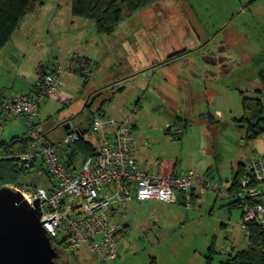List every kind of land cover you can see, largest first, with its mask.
Segmentation results:
<instances>
[{"label":"rangeland","instance_id":"obj_1","mask_svg":"<svg viewBox=\"0 0 264 264\" xmlns=\"http://www.w3.org/2000/svg\"><path fill=\"white\" fill-rule=\"evenodd\" d=\"M58 2L61 8L55 12L51 6ZM164 2L168 0L155 3ZM169 2V8L153 3L157 10L149 5L135 11L107 35L97 33L91 19L76 17L71 21L66 0H51L44 8L40 35L22 40L25 54L0 51V91L10 94L21 82L25 87L37 84L41 64L48 68L55 61V65L63 64L75 50L87 54L98 67L86 79L73 73L64 75L59 93L67 97L55 93L40 100L35 115L39 131L58 143L62 136L54 140L64 133L66 123L73 129L85 124L88 112L80 111L89 100L91 111L132 118L143 168L160 163L177 171L208 174L211 184L226 190L236 161L264 153V136L246 142L243 129L235 121L243 114L242 92L253 95L257 88L262 89L264 104V88L258 77V70L264 67V0ZM147 18L159 20L165 32L173 24L162 21L178 20L179 30L173 34L157 32L164 35L170 49L165 55L154 51L149 56L144 49L135 53L134 45L127 54L125 42L132 43L134 30H144L143 20ZM145 35L147 42L155 39ZM181 50L186 52L171 63L159 64L170 53ZM147 64L159 69L149 74L146 69L153 67ZM159 75L170 77V82L162 81ZM119 87L122 89L117 90ZM27 130L25 116L8 118L0 113L1 139ZM85 135L98 146L96 131L90 129ZM143 138L149 139V145L141 143ZM32 174L31 169L28 175ZM22 180L29 183L27 178ZM31 181L44 187L50 183L45 174L35 175ZM260 187L264 190V183ZM180 201V197L175 204L131 201L120 208L113 220L127 224L128 229L117 240L116 258L103 264H223L229 253L247 247L240 209L228 207L225 196L204 191L191 200L190 207ZM60 251V264H101L83 247L75 253Z\"/></svg>","mask_w":264,"mask_h":264},{"label":"built area","instance_id":"obj_2","mask_svg":"<svg viewBox=\"0 0 264 264\" xmlns=\"http://www.w3.org/2000/svg\"><path fill=\"white\" fill-rule=\"evenodd\" d=\"M93 67L92 59L72 53L63 64L54 65L52 72L44 74L38 81L37 92L4 97L2 113L9 117L23 114L28 124L29 144L25 151L17 154L18 157L12 156L17 166L30 168L34 163L38 175L44 170L52 180L49 189L37 185L7 186L18 190L29 205H32V199L39 197L40 221L54 217L42 223L51 240L66 241L73 252L84 247L95 258L114 260L117 240L123 236L126 227L113 219L129 202L157 200L175 204L177 195L181 194L185 207H190L192 192L199 196L208 191L226 197L230 193L211 184L208 174L177 171L160 163L154 164L153 169L141 167L136 159L137 141L129 117L118 119L95 114L91 129L100 137L96 154L66 165L60 151L68 152L66 147L81 137L80 130L71 128L60 142L52 145L33 125L38 102L58 92L64 75L75 71L87 74ZM141 143L149 145V139L143 138ZM244 162L245 172L239 180L241 189L232 194L245 202L240 221L242 229L250 220L264 225V206L247 205L245 200L259 192L250 182L264 178V156ZM39 164L43 169H39Z\"/></svg>","mask_w":264,"mask_h":264},{"label":"trees","instance_id":"obj_3","mask_svg":"<svg viewBox=\"0 0 264 264\" xmlns=\"http://www.w3.org/2000/svg\"><path fill=\"white\" fill-rule=\"evenodd\" d=\"M157 1L161 0H71L70 15L72 18L79 17L93 20L95 31L97 33L108 35L115 30L117 24L124 18L131 16L135 11L144 9ZM38 5L39 3L37 2V0H0V47H2L11 38V35L17 29L22 18L26 14L33 12ZM184 52H186V50L172 52L168 56H166L165 59L161 60L159 64H164L169 61L171 62L172 60L178 58V56L182 55ZM80 57L87 58L85 56ZM93 64L94 67L87 74L81 73L80 71H75V74L83 77L84 79L88 78L97 66V63L95 61H93ZM52 71L53 68L49 69L47 66L45 68L38 67V81L44 76L45 73ZM258 77L261 86L264 88V67H261L258 70ZM121 89L122 87H119L117 90ZM37 90L38 86L35 85V88L32 90L31 94L37 92ZM262 92L263 91L260 88H257L254 91L253 95H248L242 92L241 105L243 108V114L241 117L235 118V121L238 124L237 126L243 129L244 139L246 142H251L260 136H264V104L261 99ZM91 104L92 101L90 102L89 100H87L82 110L80 111V113H82L86 109V112H88L85 126L83 127L82 125L84 124H79L77 127L80 130L81 137L76 142L66 147V149H68L67 153H64L63 151L60 152V156L62 157L66 165L75 164L82 161L85 157L93 156L98 150L95 143L85 135L86 132L90 131L91 129L93 116L95 114H103L100 111H91ZM97 110H100V107ZM6 117L11 118L7 115ZM129 118L135 129L134 121L131 117ZM33 125L36 128L35 122ZM39 132L49 143H51L52 145L56 144L55 142L49 140L44 132ZM29 140L30 138L28 136V130L25 131L22 135L12 136L8 140L0 138V186L24 184H28V186H30L31 184V187L36 186L32 182L26 183L22 180L24 179V176H26V174H28L29 171L33 169V167H35V164L31 163L32 166L30 168H19L17 166L16 160L11 158L12 156H16L17 154L25 151L27 145L29 144ZM39 169L43 168L39 166ZM244 172L245 162L239 161L235 165V170L233 172L231 182L227 187L228 193L230 194L227 197L225 196V198L228 199V207H235L240 209L241 218L243 216V209L245 206L244 199L240 200L238 198H235V196H232V194H236L240 191L241 186L239 180ZM43 174L48 177V174L44 170ZM261 183H264V178L260 181L251 180L250 185L255 186L259 190V192L255 196H251L245 199L247 205L260 204L264 206V190L260 187ZM194 194V192L191 193V200L194 199ZM180 203L184 205L183 197ZM123 224L126 227L127 231L128 225L125 223ZM245 224L246 228L241 229L245 232L247 238V247L241 250L239 249L233 253H229L227 255L226 261L223 264H264V225L259 224L254 220L245 222ZM51 241L53 247L59 254L60 250H69L66 241L60 238ZM212 250V245H210V254L213 253ZM69 252L75 253L70 250ZM98 260L101 262V264L107 261H111L103 259ZM207 264H209L208 261Z\"/></svg>","mask_w":264,"mask_h":264},{"label":"water","instance_id":"obj_4","mask_svg":"<svg viewBox=\"0 0 264 264\" xmlns=\"http://www.w3.org/2000/svg\"><path fill=\"white\" fill-rule=\"evenodd\" d=\"M64 129L71 132L69 124ZM40 214L39 197L29 205L18 190L0 186V264H60L42 226L54 217L40 221Z\"/></svg>","mask_w":264,"mask_h":264},{"label":"crops","instance_id":"obj_5","mask_svg":"<svg viewBox=\"0 0 264 264\" xmlns=\"http://www.w3.org/2000/svg\"><path fill=\"white\" fill-rule=\"evenodd\" d=\"M162 1V0H161ZM170 0H168V2H164V3H155V4H159V6L160 7H163V8H169V7H171L172 6V4H171V2H169ZM37 2L39 3V5L37 6V8L33 11V12H30V13H28V14H26L23 18H22V20L20 21V23H19V25H18V27H17V29L13 32V34L11 35V38L2 46V47H0V51H16L20 56H23L25 53H24V46L23 45H21V44H23V38L26 36V38L27 39H29V38H34L35 36H39L40 34H39V30H40V28L42 27V26H44V21L42 20V16H43V12H44V8L46 7V5H47V3L49 2V4L51 5V0H37ZM60 2H61V0H60ZM66 8L69 6V9H68V12L70 13V4H71V0H66ZM153 5V4H152ZM152 5H150V7H151V9L153 10H157L158 8H155V7H152ZM52 7V9L55 11V12H58L59 10H60V8H61V4L58 2V3H56V5L55 6H51ZM55 7V8H54ZM147 8V7H146ZM70 15V14H69ZM71 16V15H70ZM71 21H76V17H74L73 18V20H71ZM143 22H144V25H143V27H144V30H134V35H133V40L131 39V38H128V39H131L130 41L132 42L130 45L128 44V42L126 43L125 42V46H126V48H123V50H127V54L132 50V49H134V45H136V47H135V53L137 52V50L139 49L140 51H141V49H144V50H146V51H148V55L150 56V55H154V51L155 52H160V53H162L163 55H165L166 53H164V52H166L167 50H169L170 49V47H167L166 46V38H164L163 36L164 35H162V36H158L157 35V32H159V33H162V34H173V31L174 30H179L178 28H176V26L178 25V20L176 21L175 19H173V20H171V21H169V20H164V21H162V22H164V23H166V22H168V23H172L173 25H172V28L170 29V30H167V32H165L166 30H161L160 29V25H161V22L159 21V20H157V19H149V18H147V21H144L143 20ZM184 22L185 21H183L182 22V24H183V27H184ZM35 30H37L36 31V33H35V35H32V33L34 34V32H35ZM175 32V31H174ZM145 33H147L148 35H151V37L152 36H154L155 37V39L154 40H152V41H149V42H147V41H145V39H146V35H145ZM135 34H136V36H135ZM141 39L143 40V41H141ZM40 40V39H39ZM136 42V43H135ZM139 42H142L143 43V46H141V45H139ZM135 43V44H134ZM162 47H164L165 49L163 50V48ZM86 49H87V47H85ZM1 53V52H0ZM74 53H76V54H78V55H80V56H85V57H87L88 59H91V58H93V57H90V56H88L87 54H81L80 52H78V51H74ZM138 53V52H137ZM142 58H145V57H142ZM42 61V58H39V60L37 59V62L40 64V62ZM135 61H136V58L134 57V58H132L131 59V62L132 63H135ZM172 61H174V60H172ZM171 61V62H172ZM171 62H168V63H171ZM55 63H58V61H55V62H53L51 65H50V68H53L54 67V65H55ZM96 63H97V61H96ZM168 63H166V64H164V65H167ZM148 65V68L149 67H153V68H151V69H146V70H148L147 72H149V74L150 73H153V74H155L156 72H157V70L159 69H157V66L154 64V65H152V64H147ZM142 66H144V65H142ZM155 66V67H154ZM38 67H41V68H45L46 66L44 65V64H41V65H39ZM37 67V68H38ZM97 67H98V64H97ZM49 68V69H50ZM37 71H38V69H37ZM145 71H143V74H145L144 73ZM75 74V73H74ZM134 74L135 73H133L132 74V76L131 77H133L134 76ZM71 75V74H70ZM159 77H160V79H162V81H165V82H170V80H171V78L170 77H168V78H166L165 76H162V75H159ZM38 78H39V73H38ZM155 83H156V80H155ZM162 85H164V83L162 82L161 83ZM36 86H38V81H37V84H35ZM35 85H32V86H27V87H25L24 85H23V83L21 82V84H20V88L19 89H17V91H9V93L10 94H7V92H5V90H1L0 91V113L2 114V108H1V102H2V100L4 99V97L5 96H7V95H16V94H20V93H32V90L35 88ZM63 86V85H62ZM61 86V87H62ZM12 87L14 88V83L12 84ZM60 87V88H61ZM59 88V89H60ZM58 94V97H67V96H65V94L63 93V92H60L59 93V90H58V92H57ZM134 94H136V93H134ZM55 97V96H54ZM103 114H105V113H103ZM125 117H129V116H125ZM125 117H123V118H125ZM12 118V117H11ZM118 119H121V118H118ZM67 124V123H66ZM65 124V125H66ZM83 127L85 126V124L84 125H82ZM135 127H136V125H135ZM71 128V127H70ZM65 130V129H64ZM66 133V131H64V133L62 134V135H59V136H57L56 137V139L54 140V141H57V140H59L60 139V137L61 136H63L64 134ZM134 135H135V132H134ZM136 136V135H135ZM7 140V139H6ZM52 141V140H51ZM53 142V141H52ZM57 143V142H56ZM138 149H140L139 147H138V145H137V150H136V158H137V160L139 161V156H138ZM61 152V151H60ZM263 155H264V153H262ZM258 155V154H257ZM253 159V158H252ZM247 160H251V159H249V158H247L246 160H238V161H236V163H235V165L239 162V161H247ZM141 161V160H140ZM40 166V164L38 165V167ZM41 167V166H40ZM151 169H153V168H151ZM234 170H235V168H234ZM32 171H33V174H35V175H38L37 174V166H35V167H33V169H32ZM33 174L32 175H28L29 177H25L24 179H28V181L30 182V180L31 179H34V177H35V175L33 176ZM41 175H43V173L41 174ZM41 175H38V176H41ZM48 178H49V176H48ZM51 178H49V184L47 185V187H44V186H42V187H44V188H47V189H49L50 187H51ZM31 182H33V181H31ZM26 186H28V185H26ZM37 186H41V185H37ZM227 190V189H226ZM181 194H179V195H177V197H180L181 198V200H182V195L180 196ZM195 196H193V197H197V195L196 194H194Z\"/></svg>","mask_w":264,"mask_h":264}]
</instances>
